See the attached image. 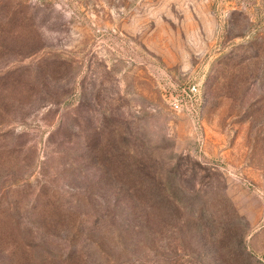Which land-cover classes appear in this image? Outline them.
Segmentation results:
<instances>
[{
  "label": "rangeland",
  "instance_id": "374dc122",
  "mask_svg": "<svg viewBox=\"0 0 264 264\" xmlns=\"http://www.w3.org/2000/svg\"><path fill=\"white\" fill-rule=\"evenodd\" d=\"M0 264H264V0H0Z\"/></svg>",
  "mask_w": 264,
  "mask_h": 264
}]
</instances>
